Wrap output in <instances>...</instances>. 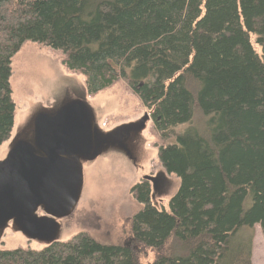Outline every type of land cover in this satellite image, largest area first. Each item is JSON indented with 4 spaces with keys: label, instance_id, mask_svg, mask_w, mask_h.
<instances>
[{
    "label": "trees",
    "instance_id": "trees-1",
    "mask_svg": "<svg viewBox=\"0 0 264 264\" xmlns=\"http://www.w3.org/2000/svg\"><path fill=\"white\" fill-rule=\"evenodd\" d=\"M26 40L60 50L88 94L124 81L162 140L186 127L159 147L179 179L168 208L147 179L132 187L131 245L80 233L0 249V264H251L255 224L264 238V0H0V144Z\"/></svg>",
    "mask_w": 264,
    "mask_h": 264
},
{
    "label": "rangeland",
    "instance_id": "rangeland-1",
    "mask_svg": "<svg viewBox=\"0 0 264 264\" xmlns=\"http://www.w3.org/2000/svg\"><path fill=\"white\" fill-rule=\"evenodd\" d=\"M252 44L259 51V46ZM63 54L35 41L26 40L11 58L9 84L14 103L13 124L8 137L0 144V160L19 140L33 142V122L39 113H54L71 100H82L91 109L94 123L102 134L122 131L131 126L120 144H106L92 160L81 159L82 189L71 211L56 219L55 240H72L86 233L103 244L131 245L132 217L142 205L137 202L132 187L150 176L153 201L168 208L179 179L165 172L159 160V147L174 142L173 134L186 125L177 126L169 138L162 140L140 99L119 80L113 85L88 94L81 73L68 70L62 64ZM142 122V123H141ZM158 180V189L151 179ZM155 187V189L153 188ZM37 215H46L38 209ZM48 243L30 239L9 221L0 229V249L40 250ZM155 254L147 249L143 263ZM251 264H264V238L260 226H253Z\"/></svg>",
    "mask_w": 264,
    "mask_h": 264
},
{
    "label": "water",
    "instance_id": "water-1",
    "mask_svg": "<svg viewBox=\"0 0 264 264\" xmlns=\"http://www.w3.org/2000/svg\"><path fill=\"white\" fill-rule=\"evenodd\" d=\"M130 128L102 134L90 107L78 99L36 115L33 142H15L0 160V229L12 221L30 239L55 241L56 219L68 216L81 194L80 160L94 159L106 144H120ZM38 209L46 215H37Z\"/></svg>",
    "mask_w": 264,
    "mask_h": 264
},
{
    "label": "flooded vegetation",
    "instance_id": "flooded-vegetation-1",
    "mask_svg": "<svg viewBox=\"0 0 264 264\" xmlns=\"http://www.w3.org/2000/svg\"><path fill=\"white\" fill-rule=\"evenodd\" d=\"M151 181H152V183L154 184V186H155V183H156V185H157V183H158V180L156 181L155 178H154V179H151ZM153 188L155 189V187H153ZM157 190H159V189H158V185H157Z\"/></svg>",
    "mask_w": 264,
    "mask_h": 264
}]
</instances>
